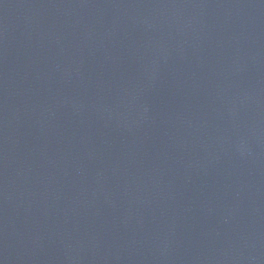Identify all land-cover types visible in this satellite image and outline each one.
<instances>
[{"label": "water", "instance_id": "95a60500", "mask_svg": "<svg viewBox=\"0 0 264 264\" xmlns=\"http://www.w3.org/2000/svg\"><path fill=\"white\" fill-rule=\"evenodd\" d=\"M0 264H264V0H0Z\"/></svg>", "mask_w": 264, "mask_h": 264}]
</instances>
